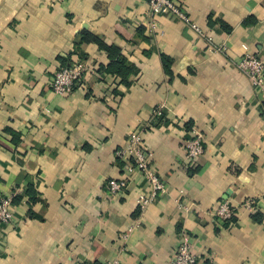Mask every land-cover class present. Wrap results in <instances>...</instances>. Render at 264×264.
I'll list each match as a JSON object with an SVG mask.
<instances>
[{
    "label": "crops",
    "instance_id": "0c3cea01",
    "mask_svg": "<svg viewBox=\"0 0 264 264\" xmlns=\"http://www.w3.org/2000/svg\"><path fill=\"white\" fill-rule=\"evenodd\" d=\"M181 5L189 23L146 0H0V264H166L184 234L197 264H264V93L236 66L243 44L264 62V0ZM76 60L88 72L55 94ZM131 131L166 185L144 211L149 184L116 154Z\"/></svg>",
    "mask_w": 264,
    "mask_h": 264
},
{
    "label": "built area",
    "instance_id": "2783aa9c",
    "mask_svg": "<svg viewBox=\"0 0 264 264\" xmlns=\"http://www.w3.org/2000/svg\"><path fill=\"white\" fill-rule=\"evenodd\" d=\"M151 13H166L189 23L190 19L182 9L181 0H146ZM191 26L198 30V27L191 23ZM243 55L236 61L237 68L246 75L250 83L259 88L264 93V62L256 54L248 51L247 45L243 44ZM89 66L85 61L76 60L70 65H62L54 71L51 80V90L55 94L68 95L72 93L80 82V79L88 72ZM153 112L161 114L160 109ZM185 158L187 161L201 155L204 151V144L200 136H194L184 140ZM118 157L125 160L123 170L127 175L133 177L140 174L149 184L150 191L147 195H139L136 204L140 211L152 202L159 195L166 192L165 182L155 171L151 164L152 151L143 145L141 134L138 131H131L127 137L126 145L116 151ZM128 179L107 180L106 185L111 194L122 193L128 185ZM213 217L220 220H231L235 214V209L227 201H222L213 210ZM14 215L13 195L7 194L0 196V223L11 222ZM131 228L122 233V239H126ZM92 264V263H86ZM110 264H114L113 262ZM166 264H197V256L192 249L191 238L184 234L180 243L175 247Z\"/></svg>",
    "mask_w": 264,
    "mask_h": 264
},
{
    "label": "trees",
    "instance_id": "16d2710c",
    "mask_svg": "<svg viewBox=\"0 0 264 264\" xmlns=\"http://www.w3.org/2000/svg\"><path fill=\"white\" fill-rule=\"evenodd\" d=\"M70 64H71V62L69 64H66V66L70 65ZM113 68H115L118 73H121L122 69H123V73L131 72V68L128 65H125L124 59H122V58L117 63H115V64L112 63V67L110 69L113 70ZM122 75H125V74H122Z\"/></svg>",
    "mask_w": 264,
    "mask_h": 264
}]
</instances>
